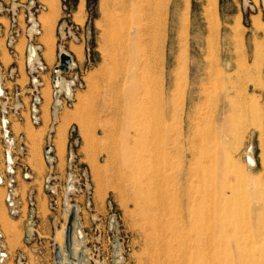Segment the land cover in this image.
Masks as SVG:
<instances>
[{
  "label": "rangeland",
  "instance_id": "1",
  "mask_svg": "<svg viewBox=\"0 0 264 264\" xmlns=\"http://www.w3.org/2000/svg\"><path fill=\"white\" fill-rule=\"evenodd\" d=\"M157 1L0 0L6 65L12 62L7 30L13 24L20 30L17 83L23 106L11 115L10 127L26 143L15 164L17 214L0 186L6 264H183L189 221L181 197L187 186L172 176L187 172L191 160L185 153L189 144L180 142L178 152L170 151L178 138L189 142L216 133L212 175L226 173L246 207L264 196V0H160L157 12L146 10ZM131 26L146 35L139 36L136 78L149 77L152 97L163 98L151 112L164 117V138L172 144L150 168L141 165L148 155L135 131L136 103L131 98L128 105L125 98L130 90L143 97L136 78L125 84L131 65L120 42ZM34 48L35 65L42 67L37 72L31 70ZM190 62L197 67L192 73ZM187 72L199 85L191 95L198 100L190 97ZM33 78L40 98L37 121L30 106ZM227 93L228 106L220 108L218 98ZM225 116L232 131L221 142L217 135L223 134L213 126ZM152 171L167 176L149 184ZM261 239L264 243V229ZM260 259L256 264H264V256Z\"/></svg>",
  "mask_w": 264,
  "mask_h": 264
},
{
  "label": "bare ground",
  "instance_id": "2",
  "mask_svg": "<svg viewBox=\"0 0 264 264\" xmlns=\"http://www.w3.org/2000/svg\"><path fill=\"white\" fill-rule=\"evenodd\" d=\"M159 1L155 2L157 5L153 9H151V7H149L148 5H147L148 8L147 9L145 8V9L148 11L155 10L157 12L158 11L157 6L158 4H160ZM155 3L154 4L150 3V4L155 5ZM143 4H144V0H143ZM163 8L161 9L163 10ZM123 9H125V12H126V8H123ZM149 14H145V15L149 16ZM153 14L156 16L157 13L156 14L153 13ZM160 14L162 13H159V16ZM146 27L149 29V26H146ZM144 30L142 31L144 32ZM140 34H141V30L139 29V27L133 26L131 28V31H129L125 36H123V40H121L120 42V49L124 53V56L128 55V59L131 65L129 67V71L126 73L127 75H125L126 76L125 84H127L130 77L132 79L136 78V75H137L136 72L139 69L138 56L136 53L138 52L140 41L142 42V40L139 37ZM142 36H146V35H142ZM147 44L148 43H146V45ZM124 56H121V57H124ZM192 63L193 62H190L189 64H187V67L190 70L197 68L195 67V65L192 66ZM192 70H191V73H192ZM191 73L190 72L186 73V81H187V84L189 85L190 91L192 92V91H195V89H198L199 85L194 79L193 80L191 79ZM160 77H163V76H160ZM59 80L60 78L58 77L56 79L57 84L60 83ZM214 80H215L214 83L220 82V80L218 81L216 77L214 78ZM134 82L136 84V88L139 91L143 90V97L136 98L135 90L133 91L130 90L128 92L129 94L125 98L128 102V105L130 104L131 98L136 103L133 113H135V115L136 116L138 115L137 117H139L137 121V125L139 126L136 128L134 127V128L139 137V140H142V142L145 145L142 151L147 152V155H148V159L144 160V162L141 163V165H144V168H145L147 165L148 167L152 165L154 162V159L156 160V156L159 153L164 152L163 151L164 146L166 147V145H170L171 142L164 138V133H165L164 121L165 120L162 114L159 115L157 113L158 116L156 115L154 116L152 114L153 112H151L152 111L151 108L153 107L154 103H159L161 105L164 104L162 97L160 98L157 97V99H154L151 95L152 93L151 84L153 81L149 77H144L143 74H140L139 78H136ZM160 83L161 81L159 80V85ZM162 84H163V80H162ZM203 86L204 85H202L201 88H204ZM159 88L162 89V87H159ZM194 93L195 92L190 93V97L192 101L196 100V98L198 100V97L194 95L191 96ZM228 99H229L228 93L224 98L219 97L218 106L220 108L222 107L223 109H226L228 106V103H227ZM160 108L163 109V107H160ZM213 128H215V130H218V128H220V132L223 135H219V136L217 135V137L219 138L221 142H225L224 134L227 135L232 131L228 123L227 116L223 117L221 122L217 121L216 124H214ZM193 129H195V127ZM215 136H216V133L215 134L213 133L211 136L210 135L200 136V137L198 136L196 137V139L189 141V142L188 141L183 142L182 140H180V138H178V140L173 141V145L171 144L172 146L169 147L171 152L172 151L178 152L180 150V146L178 145V143L181 142L184 146L189 144L188 145L189 147L187 148V150H185V153L186 152L189 153V154L186 153V155H189L190 160H191L187 172L184 171L185 169H179L177 173V177L175 176L176 174L172 176L174 180L176 178L178 179V182H180L181 187L183 186V179L185 181L184 184H186L187 186L185 189L186 190L185 193L181 197V199L185 201V207H186L185 211L187 210V217L189 221L188 222L189 229L185 230L184 228L183 230L184 233L189 235V243L184 248L185 252H184V258H183V264H256L257 260H259L260 258L262 259V257L264 256V243L262 242V239H261V236L263 234V229H264V196L259 194L260 196L256 197V203H254L252 207H246L243 202V199L238 194L235 193V191L232 189V186L228 183V179H227L228 177L226 176V173H221L219 177H214L212 175V168L214 167V164H215V158H214V155L211 154V147H212L213 139ZM249 158H250L249 160L252 163V165H255V161L252 159V157L250 156ZM141 169L142 168H138V170H141ZM165 176L167 175H165L164 173H161L160 175H158V174H155L154 171H152L148 174L147 181L149 184L154 183V181L157 179L164 181L163 178Z\"/></svg>",
  "mask_w": 264,
  "mask_h": 264
},
{
  "label": "built area",
  "instance_id": "3",
  "mask_svg": "<svg viewBox=\"0 0 264 264\" xmlns=\"http://www.w3.org/2000/svg\"><path fill=\"white\" fill-rule=\"evenodd\" d=\"M6 36V48L12 59V62L5 64L1 60L0 51V186L6 188L5 201L10 208L12 214H17L19 211L17 194H16V157L21 155L26 147V143L23 139H19L12 132L11 129V115H19V111L23 106L22 100V86L17 83L20 77L19 67V52L17 50V44L20 41V30L16 24H13L10 29L7 30ZM31 70H38L39 66H36V51L31 52ZM38 65V64H37ZM37 78H33V86L30 88L31 94V111L32 117L35 121L38 120L37 114L39 111L40 98L38 96V90L35 83ZM62 100L57 99L55 106L57 109L61 106ZM51 152V148L47 149V153ZM34 202L31 201V205ZM33 216V215H32ZM10 257L9 249L6 245L5 234L2 230L0 223V264H6Z\"/></svg>",
  "mask_w": 264,
  "mask_h": 264
},
{
  "label": "water",
  "instance_id": "4",
  "mask_svg": "<svg viewBox=\"0 0 264 264\" xmlns=\"http://www.w3.org/2000/svg\"><path fill=\"white\" fill-rule=\"evenodd\" d=\"M62 58L66 61L69 60L67 55H63ZM71 246H72V226L69 225L66 231V248L70 252H71ZM60 255H61L60 249L57 248L56 258H59Z\"/></svg>",
  "mask_w": 264,
  "mask_h": 264
}]
</instances>
